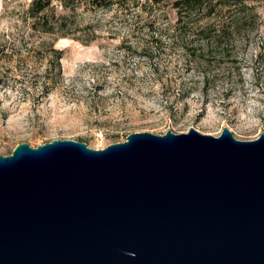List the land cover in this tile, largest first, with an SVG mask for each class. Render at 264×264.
<instances>
[{"label":"water","instance_id":"1","mask_svg":"<svg viewBox=\"0 0 264 264\" xmlns=\"http://www.w3.org/2000/svg\"><path fill=\"white\" fill-rule=\"evenodd\" d=\"M0 264H264V134L19 144L0 155Z\"/></svg>","mask_w":264,"mask_h":264},{"label":"rangeland","instance_id":"2","mask_svg":"<svg viewBox=\"0 0 264 264\" xmlns=\"http://www.w3.org/2000/svg\"><path fill=\"white\" fill-rule=\"evenodd\" d=\"M31 1L0 0L1 156L22 143L37 147L54 140L99 150L142 132L183 134L193 128L217 137L228 128L241 141L264 134V0L254 3L256 30L237 43L235 83L206 92L199 84L176 104L179 83L193 73L175 44L139 39L135 49L114 12L93 9L87 0L76 1L74 12L52 0L55 15H68L74 32V38L54 41L30 29ZM163 10L175 18L169 5ZM58 55L62 77L42 95L40 77Z\"/></svg>","mask_w":264,"mask_h":264},{"label":"trees","instance_id":"3","mask_svg":"<svg viewBox=\"0 0 264 264\" xmlns=\"http://www.w3.org/2000/svg\"><path fill=\"white\" fill-rule=\"evenodd\" d=\"M78 0H62V7L74 12ZM256 0H87L93 9L113 11L125 30L126 41L139 39L151 42L164 40L175 44L188 58L193 75L179 83L174 103L181 102L199 84L203 91L220 85L230 87L239 71L236 47L257 28ZM169 5L175 18L169 20L163 10ZM52 0H32L26 10L30 29L43 35L74 38L68 15H55ZM56 52V51H55ZM60 54L61 51H57ZM61 56L53 57L40 78L42 95L47 96L61 75ZM56 71V73H53ZM239 75V74H238ZM234 80V81H233ZM177 85V83H175Z\"/></svg>","mask_w":264,"mask_h":264}]
</instances>
